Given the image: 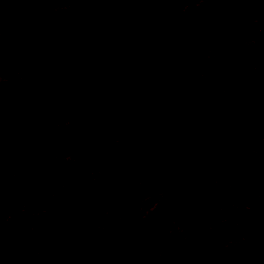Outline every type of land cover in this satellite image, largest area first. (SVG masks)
Masks as SVG:
<instances>
[{
    "label": "rangeland",
    "instance_id": "374dc122",
    "mask_svg": "<svg viewBox=\"0 0 264 264\" xmlns=\"http://www.w3.org/2000/svg\"><path fill=\"white\" fill-rule=\"evenodd\" d=\"M152 8L160 39L179 48L173 59L138 53ZM26 25L46 43L34 69L15 41ZM129 50L132 61L119 58ZM25 83L33 95L23 102ZM40 97L58 104L45 121L35 112ZM135 97L142 109L130 116L121 105ZM223 123L228 162L264 167V0H0V216L15 226L0 238V259L18 253L23 232L62 225L61 264H91L119 222L161 207L185 164L202 166L200 185L215 183L211 137ZM148 125L155 137L141 164L117 182L110 174L132 154L128 139ZM227 193V202L192 198L196 215L210 218L208 232L185 213L159 223L150 264H264L263 253L226 257L264 228V188L247 201ZM239 222L246 229L234 236L230 224Z\"/></svg>",
    "mask_w": 264,
    "mask_h": 264
},
{
    "label": "water",
    "instance_id": "95a60500",
    "mask_svg": "<svg viewBox=\"0 0 264 264\" xmlns=\"http://www.w3.org/2000/svg\"><path fill=\"white\" fill-rule=\"evenodd\" d=\"M160 28V13L157 8H152L149 14L147 34L138 48V53L141 56H165L173 59L178 55L179 48L176 45L160 39ZM15 41L24 49L28 68L34 69L46 49L44 38L38 34L34 27L26 25L16 35ZM119 87L122 90L129 88L127 78L122 77L120 79ZM32 92V84H23L18 92L20 100L26 101ZM57 107L58 104L54 99L40 97L35 109L37 118L40 121L47 120L56 112ZM230 132V127L224 123L213 132L209 171L225 183L234 184L238 194L246 197L258 188V180L264 179V167L257 174H254L247 169L235 167L227 162L223 155V145L227 141ZM154 137V128L150 125L134 130L127 141L128 148L132 154L120 160L119 165L111 172L110 177L120 180L139 165L144 149L153 141ZM152 160V155L146 157V161L150 162ZM201 172L202 167L197 162H190L182 167V174L174 179L167 201L153 212L145 231L155 227L163 219L184 208L185 197L199 189L197 181ZM1 179L2 176L0 174ZM204 190H209L213 198H218L220 195V191L216 188H204ZM6 226V223H0V235L10 231L11 228H6ZM137 236L138 230L130 222L123 223L116 231H111L101 238L99 245L93 251L94 261L92 264H106L110 255L125 249ZM67 240L68 231L64 226L56 225L52 229L51 234H48L47 228L39 225L33 230L25 232L24 243L18 257L7 262L12 264H58L56 253L66 248ZM44 243L46 244L44 254L38 258L33 257L36 248ZM251 245L253 249L264 248V231L256 234L255 241L251 242Z\"/></svg>",
    "mask_w": 264,
    "mask_h": 264
},
{
    "label": "flooded vegetation",
    "instance_id": "af4514ba",
    "mask_svg": "<svg viewBox=\"0 0 264 264\" xmlns=\"http://www.w3.org/2000/svg\"><path fill=\"white\" fill-rule=\"evenodd\" d=\"M23 102H25V101H23ZM211 139H212V137H211ZM143 155H144V152H143ZM143 155L141 157V161H142ZM223 155H224V153H223ZM224 157H225V155H224ZM227 162H228V160H227ZM140 164H141V162L139 163V165ZM139 165H137L136 167H138ZM235 167H238V166H235ZM243 169H245V168H243ZM260 169L254 171L253 173L254 174H257ZM127 175H129V174H127ZM126 176H124V177H126ZM213 176H214L215 183L200 185L199 184V179H198L197 184H198L199 189L196 190V191H194L193 193H191V194H189V195H187L185 197V206H184V208L181 209V210H179V211H176L171 216L163 219L162 221H166V220L172 219V218L176 217L178 214L185 213L186 215L191 216L192 219H196V224H195V226L192 227L193 229H197L198 228L199 231H205V232L207 231L208 232L209 231V227H210V218L207 217V218L203 219V218L198 217L196 215V212L199 211V205L192 200L193 196L196 193H200L202 195L207 196L208 200H210V201L211 200L219 201V200L224 199V201L227 202L228 201V198H227V196H228L227 190L229 188H231V189L234 190L233 196L236 197V199L238 201H247V200H250L251 197L255 198L257 192L259 190H261V189L264 188V179L258 180V184H259L258 188L255 191H253L252 193H250L249 195H247L246 197H242V196H240L238 194V192H237L234 184H232V183H225L224 181H222L217 176H215V175H213ZM124 177H122L120 180L124 179ZM113 179L116 180L115 178H113ZM174 179H173V181H174ZM120 180H116V181L119 182ZM172 185H173V182H172ZM204 188H207V189L216 188V189H218L220 191L219 197L218 198H213V196L210 195L209 190H204ZM169 190H168V194H169ZM168 194H167V199H168ZM167 199H166V201H167ZM137 203L138 204L140 203V205L136 204L138 207H141L142 205H143V207L145 206L144 199L143 200H140V201L138 200ZM152 214H153L152 212H149L148 214L143 215L141 218H136V217H131V219H127L126 218V219L122 220L121 222H119L116 225V227L111 230V231H116L123 223L130 222L131 225H133L138 230V236L125 249H123L119 253H114V254L110 255V257H109V259H108V261H107L106 264H109V262H111L113 259L119 260L122 264H150V262H149L150 260H148V258H146V256H145L146 255V247L148 246V244H150V234H151L152 230L159 223L162 222V221H160L155 227H153V228L145 231V228H146V226L148 224V220L150 219V217L152 216ZM3 222L6 223V225H7L6 228H11V229H10V231H7L4 235H0V238H5L7 235H9L10 233H12L15 230V226L11 222L10 218H8L7 216H0V223H3ZM230 226H231V228L229 230H231L233 232L234 236H241L242 235V232L241 231H243L244 229H246L245 228L246 224L244 222H241V223L240 222L239 223H233V224H230ZM67 231H68V229H67ZM261 231H264V228L260 229V231H258V232H261ZM51 232H52V230L49 232L48 229H47V233L48 234H51ZM258 232H256L252 238H250L247 241H245V242L237 245L236 248H235V251L229 252L228 253V256L226 255V257L227 258L228 257L231 258L233 260V263H236V262H238V260L240 258L243 257V255H245V253H247V251L248 252H251V253H263L264 254V248H262V249H253V247L251 245V242L255 241V237H256V234ZM24 234H25V232H23V235L21 237V245H20V250L18 251V253L11 254V255H8L5 258L0 259V264H12L11 262H7V261L18 257V255H19V253H20V251L22 249L23 243H24V241H23ZM68 240H69V231H68ZM68 240H67V245H68ZM100 240H99V243H100ZM99 243H98V245H99ZM66 248H67V246H66ZM95 248L92 249L91 254H90L91 257H92L91 264L94 261L93 251H94ZM42 249H43V251L40 253V251ZM65 249H63V250H65ZM45 250H46V244L44 243V244H42V245H40V246H38L36 248V251H35V254H34L33 257H36V258L41 257L44 254ZM62 251H59V252L56 253V259H57L58 264H61L59 254Z\"/></svg>",
    "mask_w": 264,
    "mask_h": 264
},
{
    "label": "trees",
    "instance_id": "16d2710c",
    "mask_svg": "<svg viewBox=\"0 0 264 264\" xmlns=\"http://www.w3.org/2000/svg\"><path fill=\"white\" fill-rule=\"evenodd\" d=\"M120 54H122V53H120ZM133 55L134 56H137L136 55V52H133L132 50H129V54L123 53V55H120L119 58L120 59H123V58H125L127 56L126 59H129L130 61H132L133 60V57H132ZM129 60H128V62H129ZM94 67H98L97 64H95ZM56 100H58V99H56ZM140 105H142V103L140 102L139 97H135V99L134 100H131V101L125 100L124 102H122V105L121 106L124 108L123 111L126 114L127 113L130 114V116H131V113L134 114L135 112L130 111V110H141L142 107L140 108ZM136 112H140V111H136ZM198 118L203 119V116L202 115L201 116H198Z\"/></svg>",
    "mask_w": 264,
    "mask_h": 264
}]
</instances>
